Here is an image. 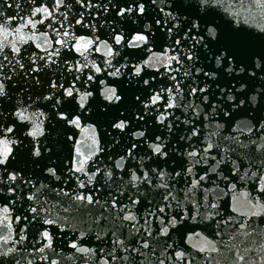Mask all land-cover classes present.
Instances as JSON below:
<instances>
[{"label": "snow or ice", "instance_id": "obj_1", "mask_svg": "<svg viewBox=\"0 0 264 264\" xmlns=\"http://www.w3.org/2000/svg\"><path fill=\"white\" fill-rule=\"evenodd\" d=\"M148 0H96L95 3L92 0H28L29 9L28 16L25 18L19 26H17L12 32L9 31V23L14 21L16 17L6 16V13L0 11V34L5 36V40L0 42V227L6 229L5 234L0 236V240L4 241L6 245L12 240L11 234V208L10 206L15 202L18 182H22L25 186L33 184V180L30 177L22 175L23 170L13 167V160L15 157L14 147L17 148L26 147L30 157L39 159L42 157L43 152L49 149L41 143L40 138L44 137V127L42 121L39 119L45 117L46 113L40 109L48 107L52 111V117L56 118L58 122H63L69 129L80 128L81 119L85 115L89 101V97L93 96L96 91L95 81L99 80L96 74L107 73L111 77H119L122 69H126L128 73V79L131 81L137 79L138 83L144 86L151 87L149 79H145L144 76L148 75L144 72L145 67H151L149 61H141V63H128L129 56H123L124 63L119 67H116L112 63L114 57H121L120 49L127 46L128 49H139L141 45H147L150 40L149 34L152 28L156 25H160L161 21L156 19L152 25L148 23L143 24V28L130 29L125 32L122 29H118L116 26L111 24L108 17L105 16V20H108L111 31L106 39H100L99 36L94 35L96 32V24H90L88 21L92 19L93 13L104 14L108 16L117 17L120 19H127L136 22V19L145 17L148 14L146 7ZM152 5H156L157 0H150ZM163 2V0H161ZM257 6H264V0H254ZM216 4V0H198V7L205 10V16H197L196 20H189L187 18L181 20L179 13L186 11L187 7L192 5H185L183 0H172L169 7L174 11H168L165 16L168 20L175 19L180 22V25L187 24L188 30L185 31L183 27L179 25H173L166 29L169 34V38L173 33L174 27H179V31L176 33L179 37V32H184V39L177 38L172 50L175 51L176 55H167V49L162 52L161 58L167 61L165 67L169 72L173 70L169 67L173 62L178 65H182L184 62L189 64V67H195L197 48L203 45L205 49L209 48V45L216 41L218 47L215 48L212 56L215 64L218 68L231 74L234 72L247 73L250 76H255L256 71L259 70L264 73V28L260 29L261 35L252 38L249 35L242 34V29L239 27L229 28L226 32L220 29V25L216 24L211 19L213 12V5ZM79 7L81 11L78 13L79 18L76 14H72L71 21H69V13L72 12L74 7ZM8 8L12 5L8 4ZM63 8L64 11L59 10ZM84 9L90 10L88 15L85 16ZM160 12H164L163 8L159 9ZM6 17V18H5ZM62 18V19H60ZM136 18V19H133ZM60 20L59 28L53 26L52 23ZM165 20V23H168ZM48 24V30L39 32V37L43 39V46L39 42H35L34 32L32 36L25 35V29L30 28L37 30V25L43 27ZM79 25L81 29H89V35H76L73 31L74 26ZM206 29L207 35H196V32H202ZM38 31V30H37ZM51 33V35H50ZM14 35V40L10 43L7 41V36ZM207 36H211L212 40H207ZM130 37V39H129ZM250 39H258L260 42V51L252 52L247 57V62L237 58L235 51L239 45L247 43ZM207 40V42H205ZM28 41H33L35 47L43 53L39 55L36 51H32L31 55L25 56L24 53L27 49L21 48V45L27 44ZM111 41V42H109ZM171 43V39H169ZM191 44V47H181V45ZM10 47L11 51H6ZM95 51L100 53L103 51V55L106 57L103 60V67L100 64L87 60V62L81 61L79 58L73 59V53H76L78 57L84 56L89 51ZM67 57V58H65ZM255 57V60H253ZM57 61H60L58 67L63 69L67 76L71 77L69 83L66 77H62L63 82H58L53 79L51 82L47 80L42 81L39 78V74L44 68H51L53 65H57ZM119 63V60L116 61ZM226 65V67H224ZM108 69H113L108 71ZM87 70V75L85 71ZM196 73L202 74L206 80L214 79L217 76V70L204 71L203 68L196 67ZM75 73V75H73ZM20 75L22 79L31 81L33 85H38L42 91L36 94L33 100L29 96L28 102L22 101L20 96L25 92V88L19 85L16 77ZM184 76H191L190 71H185ZM154 79V75H153ZM170 81H175L176 77L171 75L168 77ZM105 82L99 80V84L103 85ZM111 87H106L101 95H103L105 108L111 107L117 102H122V90L116 80L110 81ZM67 85V86H66ZM89 85H92V90H88ZM19 87V91L16 88ZM244 84H240V88L243 89ZM83 89V91H82ZM183 89L179 82L175 85H169L167 89L160 88L157 92H153L150 97L147 98V102L143 103L140 96H136V101L142 102L145 110H148L149 105H158L163 99L161 95L167 92V103L164 105L165 108H173L175 106L174 96L182 92ZM229 93H232L233 89H227ZM257 91H261L258 89ZM200 92L204 94L206 88L204 87H192L189 94H195ZM221 94L225 92V89H220ZM241 93L239 89L236 90V95H227V101L231 102V108L236 109L239 106H243L248 97L240 98ZM15 97V99H14ZM255 103L256 97L250 98ZM203 101L207 106L208 96L203 95ZM44 102H47L45 104ZM88 102V103H86ZM35 109L30 112L29 109ZM197 112V109H193ZM75 113V114H73ZM208 113H212V119H215L216 115H219L221 119L226 118V124L230 126V132L234 134L224 135L225 132H229V127L225 125L217 124V132H213L212 135L217 137V143H213L211 138H207L204 141L202 148L203 156H201L200 150L196 146H192L191 150L182 152L181 155L187 157V167L183 164L179 165L178 171L165 172L164 169L157 167L146 169L145 165H141L139 171H142V175H137V169H132L129 172V181L132 188H137V184L140 181L146 182L149 186L156 188H163L167 191V195L163 196L164 203L160 204L159 207L153 205L150 209L145 210L144 227L141 232L139 227V218L135 214L137 205L141 203L139 195L133 199L132 194H129L128 204L122 203L117 200L111 192L108 193L106 204L110 201L111 208L117 209V219L120 220L121 227L126 226L125 222L131 223V230H135V236L139 237L136 240L137 247H131V241L127 237L121 239L123 231H120L119 236L116 232H113L114 237L112 242V252L109 253L112 261L124 260L128 264H136L133 253L144 255L141 249H149L151 245H156L152 248L153 255L157 248H162L160 255L156 257L154 255L155 264H195L197 259L196 255L192 252H188L182 248V244H190L197 253L205 254L204 259L211 264V258L207 256L209 252H216L217 246L216 241L209 238L212 234V226L215 225V236L221 235V226L226 225L231 227L233 219L231 216L221 218V213L218 211L219 205L216 202L217 198L213 195L215 188L206 187L205 183L209 178V173L216 175L217 181L225 182L226 186L235 189L236 184L230 183L231 180H235L237 177L241 181L252 180L255 183L253 188L256 192L255 196H251L245 193L247 199L248 211L241 213L247 223H240L238 225L239 230H245L251 228L252 217H264V119H259L257 122L252 123L251 126L240 127L239 123L233 124L234 117L230 115L229 111L223 110L219 105L212 104L208 109ZM208 113L204 114V119H210ZM167 112H161L160 115L155 116L157 124L162 125L165 121ZM137 120H144V115L137 114ZM185 124L190 122L185 120ZM129 124V118L116 119L115 122H109V127L114 130H119L123 133L126 131V126ZM169 129L172 125L169 123ZM246 133L245 140L240 139V134ZM133 138L145 137L144 131H136L131 133ZM189 143L192 138H198L197 128L193 125L190 131L186 132ZM255 137V138H254ZM72 135L67 136V140L71 141ZM184 139V137H181ZM27 141V145L25 144ZM95 144H99L98 141H93ZM79 143V141H77ZM221 144L225 145L221 147ZM151 150V154L157 156L159 159L164 160L169 156L170 151L173 149L167 148L161 141V137L156 135L154 141L148 145ZM136 148V144L133 143L128 148L127 155L129 158H133V150ZM216 149V154L212 155L211 151ZM246 150V151H245ZM97 151H102L97 147ZM237 152H241L242 155H236V159H232V156ZM95 155L94 152H89L87 156L80 153L79 149L76 150V156L71 159V167L69 168L70 173H82L87 176V181L80 180L77 178L75 188L65 190L61 188L56 195L63 196L68 199L70 207L81 208L86 203L87 205L99 204L100 201L94 199L93 191L81 192L79 189L85 188V183L91 185L93 177L101 171L100 168H96L94 172L89 174L86 171V164L91 156ZM199 157V158H197ZM219 157V158H217ZM125 159L124 156H120L115 167L117 169L123 167L122 161ZM209 160L215 161V164L208 167L207 170L204 168L200 169L199 173H194L193 164H204L208 165ZM259 160V162H257ZM246 163V167L244 166ZM229 164L231 165L229 169ZM221 165H224L221 168ZM243 169V174H241ZM43 173H46L45 179H56L59 180L60 176H57V170L54 167H45L41 169ZM229 174H225V172ZM149 172L153 175L150 176ZM106 176L111 177L112 171H106ZM183 177L184 187L179 192L183 193V199L179 198V195H174L170 189L175 188L177 184L181 182ZM156 181L153 184V181ZM174 182V183H173ZM42 188L47 189V184H42ZM219 184H216V188ZM123 196V193H119ZM43 193L40 196H34L29 194L26 197L27 201H34L33 205L27 209V212L32 214L31 219L35 222L41 223V228L44 225H56L61 232L67 226L66 224L60 223L56 219L44 218L47 214V209L43 206L47 203L46 200L42 199ZM11 197V199H9ZM190 205V207L186 206ZM107 211V208H105ZM65 212L68 209H64ZM233 212L237 209L233 208ZM123 213V215H121ZM17 222L21 221L20 216L14 217ZM27 215L23 219H27ZM151 218L152 223H149ZM97 221L106 219L105 217H97ZM152 224H158L157 228H153ZM203 227L209 232V235H204L201 231L193 232V228ZM255 232V229H252ZM155 232V236H153ZM19 241L22 242L26 239L24 229H20ZM176 233L179 236V241L172 239V234ZM185 233L187 235L185 236ZM146 234V235H145ZM244 235H249L248 231H243ZM85 232L81 231L79 237L71 240L69 247L75 249L79 253H92L93 249L84 247L83 242L77 243L80 237H83ZM39 237L42 240L48 241L43 247L36 249L38 252H43L45 248L49 247L52 243V236L47 228H43L39 232ZM164 238L161 244L159 238ZM193 237L200 239L199 244H193ZM100 239V236H97ZM128 245L127 247L125 245ZM124 252L125 255L118 256L116 253L117 249ZM14 251L13 248H6L5 251L0 252V258L8 257L10 253ZM104 249H100L103 254ZM47 259V257H43ZM245 260L244 255H238L237 261ZM28 264H32L30 260ZM51 264H56L53 260ZM102 264H108V260H103Z\"/></svg>", "mask_w": 264, "mask_h": 264}, {"label": "water", "instance_id": "obj_2", "mask_svg": "<svg viewBox=\"0 0 264 264\" xmlns=\"http://www.w3.org/2000/svg\"><path fill=\"white\" fill-rule=\"evenodd\" d=\"M92 2L95 3L96 0H92ZM171 2L172 0H163V2L157 0L156 5H152L150 0H148L146 5L148 9L147 16L140 19L133 18L136 19L135 23L127 19L122 20L117 17L108 16L107 13H93L92 19L88 23L96 24L94 35L99 36L100 39H106L111 31L108 20L111 21L113 26L125 32L137 27L142 29L144 23L152 25L156 19L161 21L160 25L152 28L147 45H141L139 49H128L125 46L120 49L121 57H114L112 59V63L116 67L124 63L123 56L130 57L128 61L130 65L132 63H141V61H149L151 67L141 66L144 68V72L148 74L144 78L149 79L151 87L144 86L142 82L138 83L137 79L130 81L126 69H122L119 77H111L106 72L96 74L99 80H103L105 83L100 85L99 80L95 81L96 91L92 97H89L91 103L88 104V109L81 119L80 128L69 129L66 124L58 122L56 118L52 117V111L54 110L43 107L40 110L44 111L46 115L39 119L42 121L45 134L40 140L49 150L43 152L42 157L37 159L30 157L26 147L17 148L9 145L10 147H14L15 151L12 166L22 169V175L32 178L33 184L25 186L22 182H18L17 199L10 206L12 240L6 245L3 240H0V252L5 251L6 248H13L14 251L8 257L0 258V264H28L30 260L32 264H51L53 260L56 261V264H102V261L105 259L108 260V264H128L124 260H111L109 253L112 252V242L114 239L112 233L116 232L119 236L120 231H123V236L120 238L127 237L132 242L131 247H137L136 240L139 237L135 236L134 229L131 230L130 234L132 222H125L126 226L121 227L120 220L117 219V209L111 208L110 201L107 204L105 203L108 193L111 192L117 200H120L124 204H128L129 194H132L133 199L139 195L141 203L136 206L138 211L135 214L139 218V227L141 232H143L144 220L146 219L144 215L145 210L150 209L153 205L159 207L160 204L164 203L162 198L164 195H167V191L163 188L149 186L144 181L138 182L137 188H132L131 184L128 183L130 170L137 169V175L139 176L143 174L142 171H139L141 165H145V170H147L157 167L158 164L165 172L178 171L181 164L187 167V157L181 155L182 152L189 151L192 146H196L200 150L201 156H203L202 148L207 138H211L214 144L217 143V137L212 135L213 132H217V124L229 127V132H225L224 135L234 134L230 132V126L226 124V118L221 119L219 115H216L215 119L211 118L213 114L208 113V109L212 104L219 105L223 110L229 111L230 115L234 117L232 123L236 124L238 122L240 127L245 125L251 126L252 123L257 122L259 119H264V73L257 70L255 76L241 72L229 74L218 68L212 56L215 48L218 47L215 40L209 45L208 49H205L203 45L197 48L194 54L196 55L195 67H189L187 62H184L182 65L173 62L169 65L173 71L169 72L167 70L165 67L167 61L162 59L160 54L167 49V55H176L177 53L172 50V47L177 38L184 39V32H179V37H177L176 33L179 31V27H174L171 38H169L166 29L173 25H179L185 31L188 30L187 24L180 25L179 21L175 19L168 20L165 16V13L168 11H174L175 13V10L169 7ZM183 3L186 6L192 5V7H187L186 11L179 13L181 20L187 18L194 21L197 19V16H205V10L197 6L198 0H183ZM8 4H11L12 7L8 8ZM160 8H163L164 12H160ZM28 9V0H0V11L5 12L6 16L16 17L14 21L9 23L10 33L27 18ZM59 11L63 12L64 9L61 8ZM80 11L81 9L78 6L74 7L72 12L69 13V21H71L72 14H76L77 18H79L78 13ZM89 11L88 9H84L85 16L88 15ZM105 16L108 17V20H105ZM207 18L205 16V19ZM211 19L216 24H219L220 29L225 32L230 27H239L242 29V34H250L252 38H255L261 35L260 29L264 28V6H257L254 0H216V4L213 5ZM165 20H168V23H165ZM50 23L58 29L60 20L58 19ZM37 30L26 27L25 35L32 36L35 32V42H39L43 46V39L39 37V32L47 31L48 24L46 23L43 27L37 25ZM73 31L76 35L90 34L89 29H81L79 25L74 26ZM194 34L207 35L206 29ZM14 38V35L9 34L7 41L10 43ZM169 39H171V43ZM212 39L211 36H207V40ZM4 40L5 36L0 34V42ZM191 46V44L181 45V47ZM21 48L22 50L27 49L24 53L25 56L31 55L32 51L43 55L35 47L33 41H28L27 44L21 45ZM6 51L10 52L11 48L8 47ZM258 51H260L259 40L250 39L247 43L239 45L235 54L238 59L247 62V57L252 52ZM72 58H79L84 62L91 60L103 67V60L106 57L103 55V51L97 53L93 50L86 53V58L84 56L78 57L76 53H73ZM117 60H119L118 64L116 63ZM253 60H255V57H253ZM59 64L60 61H57V65L42 69L39 78L42 81L47 80L51 82V80L55 79L58 82H63L62 77H66L70 83L71 77L67 76V73L58 67ZM196 67L203 68L204 71L217 70V76L214 79L206 80L202 74L196 73ZM112 70L108 69L109 72ZM185 71H190L191 76H184ZM85 75H87V70L85 71ZM171 75L176 77L175 81L168 79ZM16 79L19 81V85L25 88V92L20 96L22 101L28 102L29 96L34 100L36 94L42 91L38 85H33L26 78L22 79L20 75H17ZM112 80L117 81L119 88L122 90L123 99L122 102H117L113 106L105 108L104 104L107 102L104 101L101 93L106 87L112 86L110 84ZM177 82L181 84L183 91L174 96L175 106L173 108L164 107L168 102V94L164 92L161 94L163 99L158 105H149L148 110L144 109L143 103L147 102V98L153 92H157L160 88L167 89L169 85L174 86ZM241 83L245 85L243 89L240 88ZM192 87H204L206 88V92L204 94L200 92L189 94ZM221 88L225 89L223 94L220 92ZM229 88L233 89L232 93L227 91ZM237 89L241 93L240 98L248 97L249 99L243 106L232 109L231 102L227 101L226 97L229 94L236 95ZM258 89L261 91H257ZM88 90H92V85H89ZM16 91H19V87L16 88ZM203 95L208 96L207 106L203 101ZM136 96H140L143 103L136 101ZM252 96L256 97L255 103L250 99ZM44 103L47 104V102ZM194 108L197 109V112L193 111ZM29 111L32 112L35 109L30 108ZM162 111L167 112L168 115L164 123L160 125L156 123L155 116L160 115ZM138 113L144 115V120L136 119ZM205 113L209 114L210 119H204ZM125 117L129 118V124L126 126L125 132L121 133L119 130L109 127V122H115L116 119ZM185 120L190 123L185 124ZM169 123L172 125L171 129L168 127ZM193 125L197 128L198 138H192L191 143H189L186 132L190 131ZM136 131H144L145 137L133 138L131 133ZM68 135L73 136L71 141L67 140ZM156 135L161 137V141L167 148L174 150L169 152L166 163L164 160L152 155L148 147L154 141ZM246 135V133L240 134V139L245 140ZM181 137H184V139H181ZM94 140L98 141L99 144H95ZM133 143L136 144V148L133 150L134 159L129 158L127 155L128 148ZM25 144L27 145V141H25ZM224 146L221 144V147ZM97 147L102 149V151H97ZM77 149L84 156H87L89 152L95 153L88 160L85 168L89 174L94 172L96 168H100L101 171L93 177L91 185L85 183V188L79 189V191L87 192L94 190V199L99 200V204L87 205L85 203L81 208L70 207L67 198L62 195L59 197L56 195L61 188L65 190L74 189L77 178L85 182L87 181V176L84 174L69 172L71 159L76 156ZM211 154L215 155L216 149H213ZM236 155H242V153L237 152L232 156V159H236ZM120 156H124L125 159L122 161L123 167L117 169L115 165ZM214 164L215 161L212 160H209L208 165L193 164V171L194 173L203 174L200 172L201 168L207 170L208 167ZM244 166H247L246 163ZM45 167L56 168L57 176H60V179H45L47 174L41 171ZM223 167L224 165H221V168ZM230 167L231 165L229 164V169ZM106 171H112V176H106L104 174ZM225 174L229 173L226 171ZM241 174H243V169H241ZM149 175L152 176L153 174L149 172ZM155 183L156 181L154 180L153 184ZM204 183L206 187L215 188L213 195L217 198L216 202L219 205L218 211L221 213V218L231 216L233 219L231 227L226 225L221 226L220 236H215L214 224L211 235L202 226L192 229L193 232L201 231L204 235H209L210 239L216 241L217 251L207 253V256L211 258V264H264V217H252L251 228L245 230L238 229L240 223H247L240 214L248 211V197L245 196V193L251 196L256 195L253 188L255 182L252 180L241 181L239 177L231 180L230 176V183L236 184V188L231 189L226 186L225 182L217 181L215 174L209 173V178ZM217 183L219 184L218 188H216ZM42 184H47L48 188H42ZM183 187V177H181V182L175 188L170 186L169 190L174 195L178 194L182 200L183 193L179 192V190L183 189ZM121 192L123 196L119 195ZM41 193H43L42 199L47 201L43 205L47 209V214L44 218L56 219L67 226L61 232L56 225H44L43 228H47L52 236V243L43 252H38L36 249L43 247L48 241L42 240L39 237V232L43 230L41 228L42 221L38 223L31 219L32 214L27 212V209L33 205L34 201H27L26 197L29 194L40 196ZM186 206L190 207V205ZM105 208H107V211ZM233 208H236L237 211L233 212ZM64 209H68V211L65 212ZM25 215L28 217L26 220L23 219ZM15 216H20L21 221L17 222L14 218ZM97 217H105L106 219L98 222ZM147 219H149V223L151 224V218ZM152 226L153 228H157L158 224H152ZM21 228L24 229L23 234L26 237L22 242L19 241ZM252 229H255V232ZM5 231L6 229L0 227V236H3ZM81 231L85 232V235L80 237L77 243L83 242L84 247L93 249L92 253H79L68 246L71 240L79 237ZM243 231H248L249 235H244ZM186 235L187 233H185ZM97 236H100V239H97ZM153 236H155V232H153ZM163 239L162 237L159 238L161 244L163 243ZM172 239L180 242L179 236L176 233L172 234ZM200 242L198 237H193V244H199ZM125 246L127 247L128 245L126 244ZM154 247L156 245H151L149 249H141L144 252L143 256L133 253L132 255L135 257L136 264H155L154 255L158 257L160 251L163 249L157 248L153 255L152 248ZM182 248L196 255L195 264H208V261L203 258L205 254L197 253L190 244H182ZM100 249L105 250L103 254L100 252ZM115 254L118 256L125 255L119 248ZM238 255H244L245 260L237 261ZM43 257H47V259Z\"/></svg>", "mask_w": 264, "mask_h": 264}]
</instances>
